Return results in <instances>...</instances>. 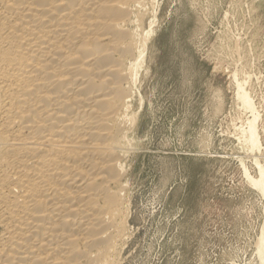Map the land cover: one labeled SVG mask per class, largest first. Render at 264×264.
<instances>
[{
  "label": "bare ground",
  "instance_id": "bare-ground-1",
  "mask_svg": "<svg viewBox=\"0 0 264 264\" xmlns=\"http://www.w3.org/2000/svg\"><path fill=\"white\" fill-rule=\"evenodd\" d=\"M155 2L0 0V264H123L126 162ZM245 85L236 82L250 113L238 140L264 199L259 113ZM254 246L264 264V218Z\"/></svg>",
  "mask_w": 264,
  "mask_h": 264
},
{
  "label": "rangeland",
  "instance_id": "rangeland-1",
  "mask_svg": "<svg viewBox=\"0 0 264 264\" xmlns=\"http://www.w3.org/2000/svg\"><path fill=\"white\" fill-rule=\"evenodd\" d=\"M155 5L138 87L144 100L134 104L137 150L126 162L123 264H258L264 199L244 172L257 176L238 140L250 113L236 82L246 84L259 113L264 147V0ZM255 156L264 164V149Z\"/></svg>",
  "mask_w": 264,
  "mask_h": 264
}]
</instances>
